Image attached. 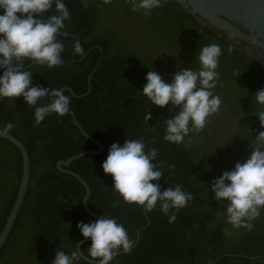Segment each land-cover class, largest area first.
<instances>
[{
  "label": "trees",
  "instance_id": "1",
  "mask_svg": "<svg viewBox=\"0 0 264 264\" xmlns=\"http://www.w3.org/2000/svg\"><path fill=\"white\" fill-rule=\"evenodd\" d=\"M70 12L65 21L67 36L60 66L33 64L35 83L45 88H70V111L83 130L99 141L102 152L73 160L67 170L78 174L89 186L88 208L101 217L122 224L136 245L119 253L110 264H264V211L254 220V229H231L223 219V202L209 191L211 182L236 162L243 163L264 131L255 112L253 96L264 88V59L248 53L177 0L145 17L133 12L127 0H64ZM54 7L45 17L54 14ZM79 41L84 55L74 53ZM218 43L222 54L219 79L212 89L221 99L219 111L211 114L202 129H192L182 144L163 140V120L172 113L148 104L138 94L148 71H156L168 83L177 65H199L195 54L209 43ZM31 61L25 60L27 66ZM239 75V76H238ZM238 76V77H237ZM47 102V98H45ZM33 107L21 97L0 103V130L20 141L29 158L25 195L9 236L0 249V264H52L56 250L71 253L83 239L76 225L94 222L82 207L84 187L55 164L97 146L81 135L69 115L50 114L39 126ZM145 112L151 113L148 123ZM12 123L14 127L7 128ZM126 138L142 139L145 150L157 149L153 164L162 170L161 191L179 184L193 199L168 222L158 208L145 212L142 206L125 203L112 188L102 163L112 143ZM208 166V167H206ZM22 174L19 150L0 137V231L15 201ZM156 183V182H153ZM209 191V192H208ZM226 229L228 230L226 232ZM91 241L81 246L87 257ZM90 258V257H88ZM216 258H219L217 261ZM91 259V258H90ZM74 264H89L78 259Z\"/></svg>",
  "mask_w": 264,
  "mask_h": 264
},
{
  "label": "clouds",
  "instance_id": "2",
  "mask_svg": "<svg viewBox=\"0 0 264 264\" xmlns=\"http://www.w3.org/2000/svg\"><path fill=\"white\" fill-rule=\"evenodd\" d=\"M127 2L133 12L149 17L154 10L163 7L166 0ZM81 3L87 7V0H81ZM53 7L54 14L45 17ZM69 18L64 0H0V98L13 101L21 97L24 104L33 107L37 126L50 114L59 117L67 114L71 96L62 88H45L35 83L33 73L29 69L23 70L24 61L47 68L60 66L64 51L61 37L68 35L65 21ZM72 48L76 55H84L78 40L73 41ZM194 54L198 68L177 65L171 83L158 72L148 71L146 83L138 93L153 107L163 109L168 106L169 113L179 106V112L163 120V140L177 145L185 142L192 129H202L207 118L218 112L221 105L220 97L212 91L219 79L220 44L209 43ZM253 101V114L264 127V88L254 94ZM150 119L151 113L145 112L144 120L148 123ZM12 127V123L7 125V128ZM254 140L256 146L251 148V154L243 163L236 162L208 185L214 199L223 202L225 223L231 229L249 232L254 229L252 222L264 211V131ZM156 156L157 149L146 151L142 139L126 138L122 145H110L101 167L105 175L112 177V188L125 203L142 206L145 212H151L158 205L159 211L172 223L176 220V212L193 197L179 184L161 191L158 181L163 171L152 163ZM76 227L83 238L91 241L87 257L84 251L78 253L76 248L70 254L56 250L52 264H74L76 260L88 257L95 264H110L121 251L128 253L133 248L134 242L127 230L113 217L103 215L94 222H79Z\"/></svg>",
  "mask_w": 264,
  "mask_h": 264
},
{
  "label": "water",
  "instance_id": "3",
  "mask_svg": "<svg viewBox=\"0 0 264 264\" xmlns=\"http://www.w3.org/2000/svg\"><path fill=\"white\" fill-rule=\"evenodd\" d=\"M183 7L188 10L192 15L197 16L204 24L209 26H214L218 31H222L225 37L231 40V36L235 37L241 41H245L253 46L259 51L258 58L264 56V0H177ZM245 32V33H243ZM261 55V56H260ZM100 59L91 73L87 76V90L81 95H76L70 88L62 87V89L67 90L73 97H83L86 96L91 88L90 80L92 78V73L97 69ZM34 63L31 62L27 68L31 67ZM3 98H0V103ZM67 115L70 116L72 124L79 130L82 136L93 142L96 146V150L83 151L66 160H58L55 167L58 171L71 175L74 177L85 190L84 196L82 198V207L85 212L94 219H98L97 215L93 213L87 206V201L90 196V189L87 183L75 172L67 170L66 167L70 165L73 160L79 159L85 155H96L102 152V144L89 136L82 128V126L77 122L73 112L69 111ZM0 137L4 140L13 144L20 152L22 159V174L17 191V195L13 206L7 216L4 226L0 231V249L6 242L9 233L12 229L14 221L17 217L19 209L21 207L25 191L28 184L29 178V158L26 149L20 143L19 140L14 138L12 135L5 131L0 130ZM139 231L136 232V240L133 247L136 245L138 240ZM90 241V239H81L76 244V250L81 253V246ZM120 253H123L121 251ZM86 257V256H85ZM83 258V257H82ZM219 258H216L217 261ZM89 264H95L90 258L82 259Z\"/></svg>",
  "mask_w": 264,
  "mask_h": 264
},
{
  "label": "rangeland",
  "instance_id": "4",
  "mask_svg": "<svg viewBox=\"0 0 264 264\" xmlns=\"http://www.w3.org/2000/svg\"><path fill=\"white\" fill-rule=\"evenodd\" d=\"M212 27H214V26H212ZM215 28V27H214ZM216 29V28H215ZM220 32H222V31H220ZM223 33V32H222ZM224 34V33H223ZM225 35V34H224ZM229 40V39H228ZM231 41H233L236 45L238 44H240V45H242V46H244V48H245V50L248 52V53H250V54H253V55H255L257 58H258V55H259V51L258 50H256L255 48H253V46L252 45H250L249 43H247V42H245V43H243L241 40H239V39H237V38H235V37H232L231 36ZM261 56V55H260ZM261 58L262 59H264V56H261Z\"/></svg>",
  "mask_w": 264,
  "mask_h": 264
},
{
  "label": "flooded vegetation",
  "instance_id": "5",
  "mask_svg": "<svg viewBox=\"0 0 264 264\" xmlns=\"http://www.w3.org/2000/svg\"><path fill=\"white\" fill-rule=\"evenodd\" d=\"M243 33H245V32H243ZM243 43H245V41H242Z\"/></svg>",
  "mask_w": 264,
  "mask_h": 264
}]
</instances>
